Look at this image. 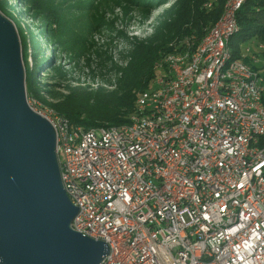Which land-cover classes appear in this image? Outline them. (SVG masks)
<instances>
[{
	"label": "built area",
	"instance_id": "obj_1",
	"mask_svg": "<svg viewBox=\"0 0 264 264\" xmlns=\"http://www.w3.org/2000/svg\"><path fill=\"white\" fill-rule=\"evenodd\" d=\"M244 1L225 0L196 45L164 57L127 123L37 112L77 208L70 228L107 246L98 264H264V73L228 44Z\"/></svg>",
	"mask_w": 264,
	"mask_h": 264
},
{
	"label": "water",
	"instance_id": "obj_2",
	"mask_svg": "<svg viewBox=\"0 0 264 264\" xmlns=\"http://www.w3.org/2000/svg\"><path fill=\"white\" fill-rule=\"evenodd\" d=\"M49 121L27 100L14 24L0 13V264H98L102 241L70 228Z\"/></svg>",
	"mask_w": 264,
	"mask_h": 264
},
{
	"label": "rangeland",
	"instance_id": "obj_3",
	"mask_svg": "<svg viewBox=\"0 0 264 264\" xmlns=\"http://www.w3.org/2000/svg\"><path fill=\"white\" fill-rule=\"evenodd\" d=\"M145 1L0 0L19 37L25 87L30 81L37 93L27 98L30 106L44 114L71 86L114 88L134 41L150 36L176 0ZM242 47L258 50L250 40ZM163 72L157 69L155 82Z\"/></svg>",
	"mask_w": 264,
	"mask_h": 264
},
{
	"label": "trees",
	"instance_id": "obj_4",
	"mask_svg": "<svg viewBox=\"0 0 264 264\" xmlns=\"http://www.w3.org/2000/svg\"><path fill=\"white\" fill-rule=\"evenodd\" d=\"M224 1L176 0L162 12L150 36L134 41L128 62L117 69L119 75L114 88L71 86L65 94L54 95L57 101L48 106L71 124L83 128L127 123L135 110L138 93L154 85L160 64L165 70L164 57L183 49L185 42L196 45L219 18ZM208 2L211 3L209 7L205 6ZM236 19L239 29L228 42L232 56L240 57L245 48L242 44L252 41L259 50L254 52L262 59L261 65L258 67L247 57L242 60L264 73V0H245ZM29 74L34 80L32 70ZM26 85L27 98L34 97L37 93L30 81Z\"/></svg>",
	"mask_w": 264,
	"mask_h": 264
},
{
	"label": "bare ground",
	"instance_id": "obj_5",
	"mask_svg": "<svg viewBox=\"0 0 264 264\" xmlns=\"http://www.w3.org/2000/svg\"><path fill=\"white\" fill-rule=\"evenodd\" d=\"M20 42V41H19ZM21 46V45H20Z\"/></svg>",
	"mask_w": 264,
	"mask_h": 264
}]
</instances>
